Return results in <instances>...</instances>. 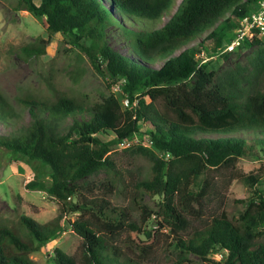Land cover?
Instances as JSON below:
<instances>
[{
  "label": "trees",
  "instance_id": "obj_1",
  "mask_svg": "<svg viewBox=\"0 0 264 264\" xmlns=\"http://www.w3.org/2000/svg\"><path fill=\"white\" fill-rule=\"evenodd\" d=\"M173 1L14 0V9L41 18L47 32L46 38L21 45L23 54L45 53L51 35L59 33L97 72L117 82L115 91L90 104L64 94H55L51 101L19 98L30 119L16 130L11 128L13 112L0 93V125L10 126L0 132V145L46 165V192L58 200L61 212L77 213L65 226L81 238L83 260L77 263L54 247L52 264H150L145 259L161 233L178 249L175 263L192 264V254L203 264H264V194L258 187L239 200L242 207L235 220L221 209L187 233V213L201 217L212 185L208 171L231 168L244 154L264 152V42L255 37L243 42L254 46L245 62L235 61L219 72L198 63L187 43L215 19L201 40L216 36L220 41V30L229 20L233 27L225 33L231 38L235 20L254 10L257 0H179L160 19ZM110 35L122 40L125 50L114 47ZM227 53L219 55L225 58ZM67 117L70 122L63 126ZM101 133L110 137L102 139ZM133 135L138 141L122 150L146 161L143 176L131 184L139 221L103 194L93 195L97 185L86 179L102 169L118 181L111 147ZM144 138L147 144L141 142ZM256 177L247 173L239 179L252 185ZM105 184L112 187V178ZM28 185L36 186L33 181ZM145 193L160 197L155 212L159 218L150 217L151 210L141 202ZM59 216L40 224L20 214L15 227L1 221L0 264H34L28 253L63 230ZM151 220L156 223L153 232L145 228ZM120 231L126 232L131 254L114 244Z\"/></svg>",
  "mask_w": 264,
  "mask_h": 264
},
{
  "label": "rangeland",
  "instance_id": "obj_2",
  "mask_svg": "<svg viewBox=\"0 0 264 264\" xmlns=\"http://www.w3.org/2000/svg\"><path fill=\"white\" fill-rule=\"evenodd\" d=\"M37 1L35 0V2ZM178 1L174 0L169 9L162 13L160 19H166L175 9ZM13 5L14 0H0V93L13 112L10 115L12 129L16 130L21 125H26L30 119L29 111L18 100L24 96L51 101L55 94H64L85 104H90L100 100L109 91L117 89L116 80L103 77L91 65L86 55L77 48H70L59 33L51 35L45 47V53L38 56L23 54L19 50L21 45L34 42L37 37L46 38L47 32L41 18L25 9H14ZM216 21L215 19L208 22L201 31L190 37V40L195 38L196 40L187 44L191 43L190 50L198 63H203L208 68L219 72L232 66L235 61L244 63L245 56L254 50V46L241 45L236 50L228 52L225 58L221 57L218 53L219 48L229 38L227 37L229 34L225 32L228 30V26L233 27L230 20L220 30V41L217 42L216 36L200 39L203 33ZM235 23H237V19ZM109 39L114 47L125 50L122 40L111 35ZM197 40H201L200 44H196ZM261 41L264 42V40ZM200 50L203 51L202 55L199 53ZM156 62H160V60L158 59ZM124 101L123 99L122 102ZM69 122L70 118L67 117L63 120V126ZM9 128V125L6 127L0 125V132H6ZM144 128V125L140 126V130ZM99 136L102 139L110 137L103 133ZM135 138L138 139L139 136L135 135ZM133 142L137 141L133 140ZM141 142L147 144L146 138ZM122 148L113 144L110 152V156L118 168L120 177L117 179L118 181L114 180V175L108 174L102 169L86 176V179L97 185L93 190V195L103 194L112 204L124 206L130 218L139 221L140 212L134 204L131 184L139 176H143L146 161L139 156L132 157ZM208 173L211 176L212 185L200 208L201 217L197 218L196 215L187 213L190 221L187 233H190L193 228L200 227L212 213L221 209L224 210L228 218L235 220L237 210L242 207V202L239 200L249 196L252 187H258L259 191L264 194V152L244 154L236 160L231 168H212ZM247 173L257 176L255 184L243 183L239 179L241 174ZM107 178H112V187L105 184ZM30 181H33L36 186H29ZM48 184L49 176L46 165L37 160H27L0 145V222L15 227L18 216L25 214L43 224L60 214L58 219L63 230L55 238L46 241L39 250L28 253V257L34 264H52L50 260L52 249L59 247L67 254L72 255L77 263H81L83 260L81 238L70 227L65 226V220L76 218L77 213L74 211L61 212L58 200L45 190ZM108 190L110 192H107ZM70 199L71 196L68 197V200ZM159 200L160 197L156 194L150 196L145 193L142 196L141 202L151 210L150 217L152 218L153 216L159 218L155 214L158 210ZM145 228H149L153 232L156 223L154 220L148 221L145 223ZM159 231L164 232L161 229ZM187 233L183 232L184 235ZM125 240V231H120L113 239L114 244L131 254L130 250L126 249ZM171 240L170 236L161 233L145 262L180 264L175 263L178 249L171 243ZM214 256L218 257V254L216 253ZM188 257L193 260L192 264L204 263L192 254H188ZM183 264L188 263L184 261Z\"/></svg>",
  "mask_w": 264,
  "mask_h": 264
},
{
  "label": "built area",
  "instance_id": "obj_3",
  "mask_svg": "<svg viewBox=\"0 0 264 264\" xmlns=\"http://www.w3.org/2000/svg\"><path fill=\"white\" fill-rule=\"evenodd\" d=\"M264 40V0H257L256 8L250 13L242 15L238 18L235 32L232 37L226 40L219 48L218 53L230 52L243 44L245 41H250L253 38ZM202 50L199 51L202 55ZM204 61V60H202ZM138 141L135 135L130 138L119 139L115 146L125 147L129 144Z\"/></svg>",
  "mask_w": 264,
  "mask_h": 264
},
{
  "label": "clouds",
  "instance_id": "obj_4",
  "mask_svg": "<svg viewBox=\"0 0 264 264\" xmlns=\"http://www.w3.org/2000/svg\"><path fill=\"white\" fill-rule=\"evenodd\" d=\"M228 13H229L228 11H225V12H224V14H225L226 16L228 15ZM219 18H221V17H219ZM208 28H209V27H208ZM208 28H207V29H208ZM207 29H206V30H207ZM209 30H210V28H209L205 33H203V36H204ZM203 36H201V37H203ZM195 39H196V38H195ZM200 39H201V38H200ZM242 45H244V44H242ZM230 52H231V51H230Z\"/></svg>",
  "mask_w": 264,
  "mask_h": 264
}]
</instances>
